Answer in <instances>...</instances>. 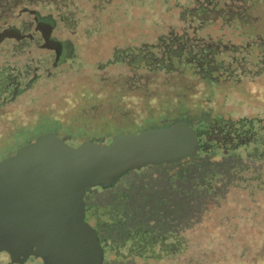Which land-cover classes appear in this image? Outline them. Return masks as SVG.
Wrapping results in <instances>:
<instances>
[{
	"label": "rangeland",
	"instance_id": "obj_1",
	"mask_svg": "<svg viewBox=\"0 0 264 264\" xmlns=\"http://www.w3.org/2000/svg\"><path fill=\"white\" fill-rule=\"evenodd\" d=\"M33 3L52 11V35L71 52L52 68V49L0 43L6 87L38 76L0 105V158L46 132L76 142L174 115L196 122L206 109L212 123H198L211 149L232 141L226 155L132 170L113 208V190L98 193L104 264H264V0ZM15 9L0 0V27L32 30V15Z\"/></svg>",
	"mask_w": 264,
	"mask_h": 264
},
{
	"label": "water",
	"instance_id": "obj_2",
	"mask_svg": "<svg viewBox=\"0 0 264 264\" xmlns=\"http://www.w3.org/2000/svg\"><path fill=\"white\" fill-rule=\"evenodd\" d=\"M203 133L181 119L76 147L54 133L41 134L0 161V249L32 253L43 264H103L100 238L85 220L86 189L113 186L143 166L217 151L209 143L215 138Z\"/></svg>",
	"mask_w": 264,
	"mask_h": 264
},
{
	"label": "flooded vegetation",
	"instance_id": "obj_3",
	"mask_svg": "<svg viewBox=\"0 0 264 264\" xmlns=\"http://www.w3.org/2000/svg\"><path fill=\"white\" fill-rule=\"evenodd\" d=\"M242 1H245V0H242ZM12 2L14 4V7L16 8L15 10L29 12L32 15V22H33L34 27L32 30L29 31L28 28H17L13 24H5V22H4V25H2L0 27V43H2L4 40H7V39H14V40L20 41V42L27 41V42H31V43H36V46H40L42 48H47V49H52L53 57H54V60L52 62V68L57 67L58 64L60 62H62V60H64L65 58H68V56L70 55V52H71L70 43L68 41H65V40H57L52 35V32L54 30V17H53L52 11L47 10L45 12H41L40 10L35 8L36 5H35V3H33V0H12ZM7 4L8 3H4V5H7ZM5 8H4V10H5ZM249 9H250V7L247 6L244 8V11H247ZM16 32H20L23 36L22 37H16L15 36ZM254 32H256V31L253 29V31H251V34H254ZM38 37H40V38H38ZM260 48L264 50V45H260ZM2 74H3V72L0 74V77ZM17 76L19 77V74L18 75L15 74L14 77L11 79V83L9 85L10 86L9 88L6 87V84H3L4 77L2 76L0 78V100L2 101V102H0V105H2V103H4L6 100L14 99L22 91L23 88L26 89L38 77L37 73L35 71L34 76L29 78V80L24 83V87H22L21 81H20V79L18 80ZM160 126H162V125H160ZM113 128H116V127H113ZM111 130H112V128H111ZM46 133H48V132H46ZM51 133H54V132H51ZM129 133H135V132H129ZM209 133H210V131L208 132V134ZM54 134L57 137H59L63 142L68 144L69 146L76 147L85 141H94V142H97L100 144L106 143V142H109L112 139V137L115 135L127 134V133H117V134L111 136L112 133H107V132L103 131L102 134L99 133L96 136L84 137L83 139L76 141V142L70 141L69 138L66 136L67 134L63 135V136L61 135L62 138L60 136H58L56 133H54ZM60 134H62V133H60ZM212 137H214V136H212ZM34 139L24 142L18 148H20L21 146H24L28 143L33 142ZM228 142L230 143L229 146H232L231 140H229L227 142L223 141V143L226 145ZM17 149L13 150L10 153H6L8 155L4 156L3 158H0V161L4 158L14 154L17 151ZM116 183L114 185H116ZM108 189H112L114 194H115L114 195L115 198L113 199V197H112V200L110 203L111 208H113V203L115 201H118V195H119L118 189L115 187H111V186H110V188H102L99 186L89 187L86 189L85 194L83 196V199L85 202V204H84L85 205V220L91 226H93V228H95V230H96V232L100 238V241L102 243V246L104 248L105 255L107 253L108 246H105V244L103 242L104 237H103V232L101 230L103 228V230H105V233H108L109 231L107 229L106 224L98 218V215L96 214V211H94V208L98 207L97 206L98 193L102 192V191H106ZM124 199H127V198L124 197ZM105 239H109V237L106 236ZM33 249H34V247H33ZM105 259H106V256H105ZM104 263H105V260H104L103 264ZM0 264H43V261L39 256H36L32 253H29L26 255H23V254L12 255L8 251L0 249Z\"/></svg>",
	"mask_w": 264,
	"mask_h": 264
},
{
	"label": "trees",
	"instance_id": "obj_4",
	"mask_svg": "<svg viewBox=\"0 0 264 264\" xmlns=\"http://www.w3.org/2000/svg\"><path fill=\"white\" fill-rule=\"evenodd\" d=\"M210 79V78H209ZM210 81V80H209ZM210 111H208V110H204V111H202V113L200 114V118L198 119V121H196V122H192V121H190L186 116H184V115H180V116H178V115H174L173 116V118H177V120H181L183 117H185L186 119L185 120H187L190 124H192V125H195V126H197L198 128H200L201 130H203L204 131V135L206 136V135H209L208 134V132L210 131V130H207V129H205L203 126H201L198 122H201V123H204V124H206L207 122L210 124V123H212V121H211V119H210ZM180 117H182V118H180ZM232 147V146H231ZM215 150H217V151H215V152H213V153H211V151H209L208 149H205V150H203V151H201V153L199 154V155H196V157H198V158H202L203 160H205V161H208V160H210V159H212V158H216V156L218 155L219 157H221V156H224V155H226L229 151H230V147L229 148H225V145H215ZM224 148H225V150H224ZM135 170V169H134ZM132 170L131 171H129L127 174H125L123 177H121L118 181H117V183H116V185H114V186H111V187H115V188H117L118 189V193L119 194H123V190L127 187V188H130L131 187V185H132V183H133V180H134V177L132 176ZM138 177V176H137ZM135 181V180H134ZM108 188H110V187H108ZM123 191V192H122ZM158 221H160V220H158ZM163 221L161 220V222L160 223H162Z\"/></svg>",
	"mask_w": 264,
	"mask_h": 264
}]
</instances>
